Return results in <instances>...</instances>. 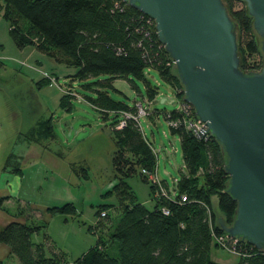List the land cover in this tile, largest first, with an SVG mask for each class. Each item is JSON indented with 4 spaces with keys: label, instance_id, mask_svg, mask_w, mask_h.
<instances>
[{
    "label": "trees",
    "instance_id": "16d2710c",
    "mask_svg": "<svg viewBox=\"0 0 264 264\" xmlns=\"http://www.w3.org/2000/svg\"><path fill=\"white\" fill-rule=\"evenodd\" d=\"M222 1L236 25L241 70L260 69L264 62L261 39L253 28L245 2ZM236 2L242 5L236 8ZM0 16L8 22L16 46L33 45L57 62L75 67L71 78L78 80L84 91L94 93V96L84 94L85 99L104 120L112 115L110 124L116 145L112 165L116 181L105 194L115 193L117 202L97 206L98 216L105 212L102 218L108 222L107 238L99 237L73 264H221L210 257L211 247H218L213 235L224 233L216 224L212 197L217 196V209L227 225L233 221L236 202L224 191L229 176L223 169L222 148L213 135L197 138L183 126L170 128L179 136L185 171L174 182V196L163 188L161 192L155 184L150 185L154 200L151 209L138 200L126 181L139 172L148 182L141 169L154 171L156 153L138 122L125 117V113L137 114L135 103L129 105L112 98L108 89L117 78L126 79L133 86L139 80L145 86L148 101H152L157 86L151 84L148 75L155 70L175 88L177 96L182 99L183 95L178 77L170 73L173 62L158 39L154 21L125 0H0ZM255 54L260 55V64H246L247 56ZM50 79L45 77L38 82L44 84ZM67 90L80 94L74 88ZM74 97L63 92L60 105L71 109ZM157 111L154 109L152 114ZM168 113L177 115L175 108L164 112L166 119ZM148 115L153 116L151 112ZM122 119L124 126L116 129ZM53 136L49 116L37 121L25 138L39 142ZM162 184L160 181V187ZM4 199L0 198V206ZM110 208L119 213L114 226ZM48 212L74 214L76 206L68 201L48 207ZM42 227L45 225L33 220H13L0 230V241L9 245L11 254L21 264H61L63 254L47 255L44 243L32 240ZM235 251L239 254L236 264H264V251L245 240H240ZM0 264L4 262L0 260Z\"/></svg>",
    "mask_w": 264,
    "mask_h": 264
},
{
    "label": "rangeland",
    "instance_id": "374dc122",
    "mask_svg": "<svg viewBox=\"0 0 264 264\" xmlns=\"http://www.w3.org/2000/svg\"><path fill=\"white\" fill-rule=\"evenodd\" d=\"M241 5L240 2L235 3L236 8ZM258 37L264 40V37ZM260 58L259 54L247 56L246 64H260ZM75 71V67L57 62L33 45L16 46L9 34L8 22L0 16L1 128L6 134L14 132L13 138L19 132L25 137L37 121L52 116L53 138L41 140L39 144L33 141L22 163L25 164L28 180L25 193L30 202L38 204L34 221L45 225L32 239L44 243L47 255L63 254L64 262L61 261V264H73L99 237L107 238L108 222L96 214V209L101 204L117 202L115 193L105 194L116 181L112 165L116 150L114 128L110 124L112 115L104 120L101 113L85 99L84 94L94 96V93L84 91L79 86L80 82L71 78ZM45 77L52 79L39 84L38 81ZM148 77L151 84L157 86V94L152 101H148L145 86L139 80L133 86L126 79L117 78L108 93L129 105L141 103L151 115L154 109L158 110L152 118L148 114L140 116L139 126L156 153L153 172L159 181L165 180L172 192L173 179L176 182L185 168L179 136L170 131L164 112L173 110L176 107L174 103L181 98L157 71L152 70ZM68 88L80 93L79 97L71 98L69 110L60 105V97ZM28 143H17L15 150H26ZM35 152L38 155H34ZM39 154L42 159H39ZM30 178H38V181L33 182ZM126 181L138 200L151 209L153 201L149 195L153 183L149 180L145 182L139 172L127 177ZM68 201L76 206L74 214H49L46 210ZM213 206L217 209L216 196H213ZM109 214L114 226L119 213L110 208ZM210 257L221 264H236L239 260V254L219 246L211 247ZM6 264H12L11 260Z\"/></svg>",
    "mask_w": 264,
    "mask_h": 264
},
{
    "label": "water",
    "instance_id": "95a60500",
    "mask_svg": "<svg viewBox=\"0 0 264 264\" xmlns=\"http://www.w3.org/2000/svg\"><path fill=\"white\" fill-rule=\"evenodd\" d=\"M125 1L154 20L182 98L222 148L224 191L236 208L230 225L214 208L216 224L264 251V62L259 71L241 70L236 25L222 0ZM242 1L263 38L264 0ZM261 51L264 58V40Z\"/></svg>",
    "mask_w": 264,
    "mask_h": 264
},
{
    "label": "crops",
    "instance_id": "0c3cea01",
    "mask_svg": "<svg viewBox=\"0 0 264 264\" xmlns=\"http://www.w3.org/2000/svg\"><path fill=\"white\" fill-rule=\"evenodd\" d=\"M1 127L0 124V198L4 197L5 199L0 206V230L13 220L19 222L34 221L37 217L35 213L36 206H38V204L35 205L36 203L30 202L27 197L28 195L25 193V191H27L26 187H28L26 186L28 180L26 179L27 172L24 167L25 164L22 163L24 157L29 154V149L31 147L30 144L33 141L25 138L21 132L17 134L16 138H13V134H15L14 132L6 134ZM24 141L29 142L26 150L23 151V149H21L16 151L15 147L17 148V143H22ZM40 141L34 142L39 144ZM34 155L38 154L35 152ZM39 159H42L41 154H39ZM30 179L33 180V182L34 180L38 181V178ZM160 181L164 183L162 184L163 190L170 196H174V188L173 191L170 192L168 188L169 186H167L165 180L161 179ZM174 181L175 180L173 179V183ZM174 186L175 185L173 184V187ZM149 197L150 200H152L151 195H149ZM216 199L218 201L217 196ZM152 201L154 205V200ZM46 210L48 212V208ZM0 260L3 261L4 264L10 262V260L12 264H21L18 258L11 254L9 245L2 241H0Z\"/></svg>",
    "mask_w": 264,
    "mask_h": 264
},
{
    "label": "built area",
    "instance_id": "2783aa9c",
    "mask_svg": "<svg viewBox=\"0 0 264 264\" xmlns=\"http://www.w3.org/2000/svg\"><path fill=\"white\" fill-rule=\"evenodd\" d=\"M149 17V16H148ZM149 20H153L152 18L149 17ZM154 21V20H153ZM155 23V22H154ZM164 46V45H163ZM173 64L174 61L173 59H171ZM254 71H259L260 69H252ZM52 79V77H50ZM50 79V80H51ZM64 93H71L74 94L75 96L79 95L76 92L70 91V90H65ZM137 106V114L135 115H131L129 113H125V117H133L139 124V118L140 116H144L147 115L149 113H147L145 111V108L143 107V105L141 103L139 104H135ZM176 107V116H172L170 113L167 114V123L169 125L170 128H177L179 126H183L186 130L191 131L192 134L194 136H196L197 138H202L207 136L210 132L208 131L207 125L205 122L199 120L196 116L195 113L193 112V107L190 103L184 101V99L182 98L180 101H178L177 103H175ZM124 120H121L119 122V124H117L115 126L116 129L122 128L124 126ZM203 128V129H207L206 132L203 134L200 133L199 129ZM141 173L149 180L151 181V183L157 185L159 187V190L162 192V187H160V181L158 180L156 173L153 171H149L145 168L141 169ZM183 199H185V197H183ZM165 213H167V210H164ZM105 216V212L102 211L100 213V217H104ZM213 239L215 241V243L224 249H227L229 251H233L235 253H237L235 251L236 249V245L239 244L241 239L240 237H233L228 235L226 232H224L223 234H214L213 235ZM238 254V253H237Z\"/></svg>",
    "mask_w": 264,
    "mask_h": 264
}]
</instances>
